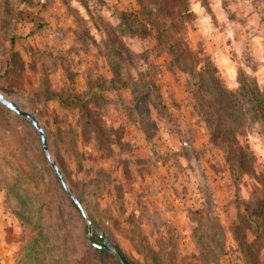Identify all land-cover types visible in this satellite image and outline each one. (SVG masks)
<instances>
[{"label": "rangeland", "instance_id": "rangeland-1", "mask_svg": "<svg viewBox=\"0 0 264 264\" xmlns=\"http://www.w3.org/2000/svg\"><path fill=\"white\" fill-rule=\"evenodd\" d=\"M118 2L0 0V94L91 226L0 105L2 264H264V0Z\"/></svg>", "mask_w": 264, "mask_h": 264}, {"label": "water", "instance_id": "water-1", "mask_svg": "<svg viewBox=\"0 0 264 264\" xmlns=\"http://www.w3.org/2000/svg\"><path fill=\"white\" fill-rule=\"evenodd\" d=\"M0 105L2 107H4L6 110L13 112L16 116L25 119L27 122L30 123L32 128L36 131V133L38 134V137L40 139L41 149H42V152H43L45 160L47 161V163L50 165L52 171L54 172L55 177H56L59 185L61 186L62 190L67 194L69 199L73 202V204L79 210L81 216L85 219L86 224H87L88 234H89L90 231H91L90 223L87 220V217H86L81 205L74 198V196L71 194L70 190L68 189V187H67V185H66V183H65V181H64V179H63V177H62V175H61V173H60V171L58 169V167L56 166V164L51 159V156L49 155V152H48L46 138H45V135H44V132H43L42 128L38 125L37 121L35 120V118L31 114L20 110L13 102L5 99L1 94H0ZM105 248H107L109 250L113 249L108 244L107 245L105 244ZM115 254L118 257V260H119L120 264H126L125 261L121 258V256L119 255V253L117 251H115Z\"/></svg>", "mask_w": 264, "mask_h": 264}, {"label": "crops", "instance_id": "crops-1", "mask_svg": "<svg viewBox=\"0 0 264 264\" xmlns=\"http://www.w3.org/2000/svg\"><path fill=\"white\" fill-rule=\"evenodd\" d=\"M103 1H105V3L108 4V5H112V4H116L118 6L121 5L118 2V0H103ZM213 6L215 7V6H217V4H213ZM79 9H80L79 12L83 11V10H81V8H79ZM202 10L203 9L201 7L199 8V6H197V5L194 6V8H193V11L199 14V16L197 17L198 19H196V21L194 23L195 24L194 33L198 37H201V40L204 43H208V39L211 38V33H210L211 29L209 27V24H208L207 18H206V16L208 17V15L202 16V13H201ZM214 34H215V36H218L219 38H221L223 36V33H214ZM221 60H222V58H216V60H215L216 65L220 68V72H222L221 69H223V70L225 69V66L223 65V62H221ZM223 73L224 72H222V74ZM7 225H8V223L6 221H4L2 216H1V218H0V239L2 238L3 235H5L8 232H10L8 230V228L6 227ZM8 248H9L8 245L2 247L1 244H0V252L2 251L1 249H6L5 251L8 254L10 252V250H9L10 248L9 249ZM2 263H3V261L1 259L0 260V264H2Z\"/></svg>", "mask_w": 264, "mask_h": 264}, {"label": "trees", "instance_id": "trees-1", "mask_svg": "<svg viewBox=\"0 0 264 264\" xmlns=\"http://www.w3.org/2000/svg\"><path fill=\"white\" fill-rule=\"evenodd\" d=\"M215 72V71H214ZM211 84V83H210ZM197 89H201L203 87L202 84L198 83V84H195ZM217 87V85H215ZM215 87V88H216ZM206 89V88H205ZM200 106V105H199ZM204 107V106H203ZM103 237L102 236H97L96 237V240L97 242H91V246L98 252L100 253H104L106 252L107 248H105V245L103 244ZM115 251H117L120 255V252L117 250L116 247L113 248ZM122 258V257H121Z\"/></svg>", "mask_w": 264, "mask_h": 264}]
</instances>
